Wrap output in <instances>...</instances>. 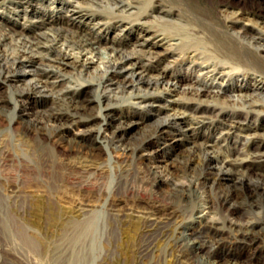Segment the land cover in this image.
<instances>
[{
	"label": "bare ground",
	"instance_id": "obj_1",
	"mask_svg": "<svg viewBox=\"0 0 264 264\" xmlns=\"http://www.w3.org/2000/svg\"><path fill=\"white\" fill-rule=\"evenodd\" d=\"M147 2L0 0V111L10 105L9 126L21 124L35 153L64 155L41 172L45 211L61 234L39 237L21 219L26 202L17 201L26 196L11 188L0 195V264H77L73 246L96 227L82 188L105 170L100 152L117 157V167L140 165L160 194L131 195L119 208L121 181L109 188L107 213L140 224L139 259L163 245L158 260L171 264H264V22L239 8L220 13L224 22L201 20L184 4L151 3L144 13ZM147 14L154 29L120 38L124 19ZM185 15L197 21L190 40L170 29ZM101 29L114 34L106 41L90 33ZM181 59L183 69H169ZM57 164L74 179L70 194H58L69 209L55 198ZM238 175L259 181L221 189L214 200L205 194ZM87 258L80 264H92Z\"/></svg>",
	"mask_w": 264,
	"mask_h": 264
},
{
	"label": "rangeland",
	"instance_id": "obj_2",
	"mask_svg": "<svg viewBox=\"0 0 264 264\" xmlns=\"http://www.w3.org/2000/svg\"><path fill=\"white\" fill-rule=\"evenodd\" d=\"M151 3L155 5L161 3L164 5V8H168L169 5L173 4H176L177 6L184 4L186 6V8H184L187 11L192 12L201 20H207L208 22H224L220 13L226 14L232 9L239 8L243 10L244 14L253 20L264 22V0H148L146 4L141 3L139 6L140 10H144V13H149V4ZM174 9L175 6L173 7V10ZM103 15L108 17L109 14L104 12ZM3 17L5 18L6 14H3ZM142 17L141 20H135L132 16L127 18V20L124 19V21L130 23H128L127 27L121 33L120 38L128 40L135 36L139 29L155 28V23L148 21H154V19H151V14L143 15ZM180 18L181 20L179 22L172 21L170 29L177 31L185 37V39L190 40V22L197 21L190 19V15H185V17ZM17 22L22 23V19L20 20L18 18ZM21 23L18 25H21ZM28 25L29 27L34 26L33 24L22 23V26ZM71 27L77 31H83L86 29L82 25ZM107 30L108 29H101L98 33L95 31H91L90 33L93 36L96 35V37L104 38L102 40L107 41L110 36L114 34L113 30H108V32ZM101 44L103 45V42ZM160 47L161 46H156L155 48L159 49ZM189 49L190 46H188L187 50ZM182 54L183 53H180L179 57H181ZM183 60L184 59L177 61L170 66L169 69L172 71L174 70V72H176L181 66L183 69L186 64L184 63L186 60H184V62ZM5 89L6 88L1 85V91H5ZM0 115L3 116L2 121L0 122V195L5 197L11 188L22 192L26 197L17 201L19 205L24 201L26 202L24 203L25 213L22 214L21 219L26 221L29 227L35 229L39 237L46 235L49 237H58V235L61 234L60 229H56L59 227V219L56 221L51 220L45 211L47 203L45 202L44 194H47V190L44 186L45 184L41 180L43 179L41 172L43 169L48 168V165L52 160H60L61 162V157L64 155L62 152L55 153V155L51 156L35 153L34 150L31 149V146L34 143V138L31 135L23 134L21 132V124L13 123V129L9 126V120L13 117V109H11L10 105H7L5 109H2ZM152 124L153 122L149 121L133 127L129 131L128 138L138 136L144 128H148ZM36 159L37 161L42 162L40 165L41 168L39 169H33V165L35 166L34 160ZM98 160L102 162L105 170L100 176L90 180L88 184L82 188V191H85V195L88 197V201L94 210L91 218L93 219L94 225H96L93 230L95 233L90 231L86 236L82 237L79 242H76L75 246H73V251L75 250L73 256L74 259L77 260V264H80L79 259H82L85 256L89 257L87 258L88 260L94 258L92 264H171L169 257L164 261L158 260L159 254H161L159 248L163 246L160 245V243V247L153 250L150 255L139 259L136 254V249L142 240L140 235V224L129 220L126 217L118 216V218H114L113 215L111 216L106 211V208L109 207L114 197L113 191L110 190L109 192V188L118 184V180L121 181V188L118 190V195H120L121 200H123L118 203L116 207L122 208L126 204V201L128 202L130 200L131 195L141 200H160V194L151 186L150 179L146 174L147 172L138 164L117 167V157L109 160L108 156L103 154V152H100ZM55 167L60 176L59 180H57L58 192L55 198L59 204L62 206L64 205V208L67 209L69 203L60 200L58 194H70L75 185V183L73 184L74 179L65 169L63 170L60 164H57ZM240 176L241 175H238V177L229 179L225 182L221 181L220 185H216L212 190L206 188L205 194L214 200L217 198L221 189H232L236 187V190H247L246 188H243L245 185L244 183H251L253 185L259 181L257 175ZM55 193H52L51 196ZM216 215L222 217L223 213L219 210ZM62 240L63 239H59L57 241L60 242ZM91 241H93V243ZM159 245H157V247ZM232 246L233 248L235 247L234 249H236V252H238L240 257L247 256L250 251L246 245L237 246L236 244H233Z\"/></svg>",
	"mask_w": 264,
	"mask_h": 264
}]
</instances>
